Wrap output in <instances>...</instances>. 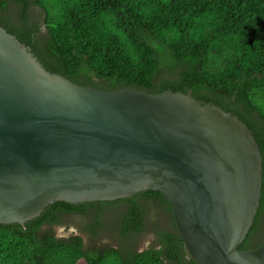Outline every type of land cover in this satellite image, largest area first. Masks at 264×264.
I'll use <instances>...</instances> for the list:
<instances>
[{"label": "water", "instance_id": "obj_1", "mask_svg": "<svg viewBox=\"0 0 264 264\" xmlns=\"http://www.w3.org/2000/svg\"><path fill=\"white\" fill-rule=\"evenodd\" d=\"M262 159L236 116L189 92L76 84L0 26V224L54 201L157 190L195 264H264L239 249L256 213Z\"/></svg>", "mask_w": 264, "mask_h": 264}, {"label": "trees", "instance_id": "obj_2", "mask_svg": "<svg viewBox=\"0 0 264 264\" xmlns=\"http://www.w3.org/2000/svg\"><path fill=\"white\" fill-rule=\"evenodd\" d=\"M0 26L76 84L189 92L236 115L262 159L258 207L238 248L264 240V0H0ZM68 219L76 232L56 236ZM104 236L114 243L98 246ZM0 264L195 263L168 202L148 189L54 201L23 224H0Z\"/></svg>", "mask_w": 264, "mask_h": 264}, {"label": "rangeland", "instance_id": "obj_3", "mask_svg": "<svg viewBox=\"0 0 264 264\" xmlns=\"http://www.w3.org/2000/svg\"><path fill=\"white\" fill-rule=\"evenodd\" d=\"M68 221H69V219L67 221H65V224L64 225L58 226V227L55 228V234H56V236H67V235L71 234L72 232H76V229H75L76 227L74 226V224H72V222L73 223H76L75 220L74 219H71L70 220L71 221L70 224L68 223ZM101 239H102L101 241L100 240L97 241L99 243L98 246H101L100 244H102L103 246H105L107 244H113L114 243L110 239V237H108V236L107 237L104 236ZM144 239L147 240V237H145ZM147 243H148V240L147 241H144L142 243V245L144 247H146L147 246Z\"/></svg>", "mask_w": 264, "mask_h": 264}, {"label": "flooded vegetation", "instance_id": "obj_4", "mask_svg": "<svg viewBox=\"0 0 264 264\" xmlns=\"http://www.w3.org/2000/svg\"><path fill=\"white\" fill-rule=\"evenodd\" d=\"M68 215H69L68 213H65V214H63V217H66ZM72 224H74V226L77 225L76 223H73V222H72Z\"/></svg>", "mask_w": 264, "mask_h": 264}]
</instances>
